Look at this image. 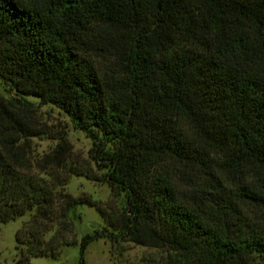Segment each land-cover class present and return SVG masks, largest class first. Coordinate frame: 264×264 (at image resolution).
<instances>
[{"label": "trees", "instance_id": "trees-1", "mask_svg": "<svg viewBox=\"0 0 264 264\" xmlns=\"http://www.w3.org/2000/svg\"><path fill=\"white\" fill-rule=\"evenodd\" d=\"M0 81V223L27 216L12 264L56 258L72 210L92 206L57 175L64 136L31 160L48 128L25 96L66 114L124 194L117 233L82 236L77 264L100 237L165 264H261L264 0H0Z\"/></svg>", "mask_w": 264, "mask_h": 264}, {"label": "rangeland", "instance_id": "rangeland-1", "mask_svg": "<svg viewBox=\"0 0 264 264\" xmlns=\"http://www.w3.org/2000/svg\"><path fill=\"white\" fill-rule=\"evenodd\" d=\"M104 60L107 61L99 65L101 71L109 67L110 64H106L108 60L112 61L109 56ZM0 96H13V92L7 90L1 81ZM25 99L35 106L38 119L48 128L46 133L30 138L31 160L36 161L43 154L51 152L58 137L64 136L71 150L63 167L57 170V175L65 177L66 192L73 197L88 199L92 204L88 206L80 203L70 214L72 229L68 239L73 238L74 244L63 247L56 258L33 256L27 264H77L78 243L82 236L103 231L117 233L116 225L125 204L124 194L101 180L103 169L91 158L90 138L75 128L66 114L51 104H40L35 97L25 96ZM175 188L179 193H185L183 200L190 197L186 186L181 182L175 183ZM26 219L27 216H22L0 223V264H12L17 258L19 249L15 247L14 233ZM51 233L50 231L47 235L50 236ZM83 259L85 264H165V253L156 248L137 245L125 238H117L111 242L106 237H100L87 245ZM260 263L264 264V258L260 259Z\"/></svg>", "mask_w": 264, "mask_h": 264}]
</instances>
